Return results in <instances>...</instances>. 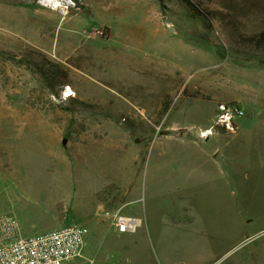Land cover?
<instances>
[{"label":"rangeland","instance_id":"obj_1","mask_svg":"<svg viewBox=\"0 0 264 264\" xmlns=\"http://www.w3.org/2000/svg\"><path fill=\"white\" fill-rule=\"evenodd\" d=\"M76 2L0 0V214L86 226L66 264H264V0Z\"/></svg>","mask_w":264,"mask_h":264},{"label":"built area","instance_id":"obj_2","mask_svg":"<svg viewBox=\"0 0 264 264\" xmlns=\"http://www.w3.org/2000/svg\"><path fill=\"white\" fill-rule=\"evenodd\" d=\"M41 3V0H39ZM58 4L53 10L68 13L77 7L76 0H52ZM71 86L62 91V98L73 96ZM243 115L236 104L221 103L216 114V124L227 130H234V119ZM210 131L206 130L203 133ZM111 225L120 233L135 232L141 219L121 214L112 215ZM89 232L83 225L75 224L54 229L36 236H22L17 219L12 215L0 214V264H66L82 256L84 237Z\"/></svg>","mask_w":264,"mask_h":264},{"label":"bare ground","instance_id":"obj_3","mask_svg":"<svg viewBox=\"0 0 264 264\" xmlns=\"http://www.w3.org/2000/svg\"><path fill=\"white\" fill-rule=\"evenodd\" d=\"M41 3H43V4H50L51 6H53L54 9H56V7H57V5H58L57 3L54 4V2H53L52 0H41ZM71 89H72V91H73L71 94H72V95H73V94H76V93L74 92V90H73L74 88L72 87ZM76 95H77V94H76Z\"/></svg>","mask_w":264,"mask_h":264},{"label":"crops","instance_id":"obj_4","mask_svg":"<svg viewBox=\"0 0 264 264\" xmlns=\"http://www.w3.org/2000/svg\"><path fill=\"white\" fill-rule=\"evenodd\" d=\"M141 223H142V221H141Z\"/></svg>","mask_w":264,"mask_h":264},{"label":"water","instance_id":"obj_5","mask_svg":"<svg viewBox=\"0 0 264 264\" xmlns=\"http://www.w3.org/2000/svg\"><path fill=\"white\" fill-rule=\"evenodd\" d=\"M64 143H65V141H64Z\"/></svg>","mask_w":264,"mask_h":264}]
</instances>
